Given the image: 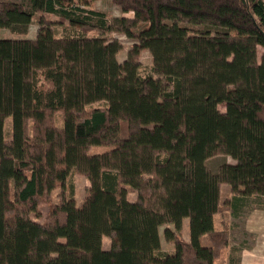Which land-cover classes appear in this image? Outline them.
<instances>
[{"label": "trees", "instance_id": "16d2710c", "mask_svg": "<svg viewBox=\"0 0 264 264\" xmlns=\"http://www.w3.org/2000/svg\"><path fill=\"white\" fill-rule=\"evenodd\" d=\"M29 1L0 0V31L22 34L0 36V264H215L223 247L240 264L246 246L214 217L264 208L252 206L264 199V0H112L131 22L88 0ZM37 10L67 31L25 36ZM90 25L134 39L128 57L118 39L76 32ZM143 49L158 76L140 73ZM215 155L233 160L212 169ZM73 171L90 181L81 203L65 194Z\"/></svg>", "mask_w": 264, "mask_h": 264}, {"label": "rangeland", "instance_id": "374dc122", "mask_svg": "<svg viewBox=\"0 0 264 264\" xmlns=\"http://www.w3.org/2000/svg\"><path fill=\"white\" fill-rule=\"evenodd\" d=\"M22 1V0H17ZM27 8L31 9V4L29 0H23ZM88 6L90 8L98 9L100 11H103L107 14L109 18L112 16H119V15H125L128 22L136 20L135 14L133 11L123 12L122 9L115 4L112 0H88ZM138 20V19H137ZM43 23V24H42ZM96 23V19L92 21V24ZM68 24L67 21L63 20L59 14L56 13H49L44 12L42 10H37L34 13L32 22L30 24L29 32L25 35L27 37L35 38L37 36L38 29L42 26H49L50 29L54 32V34L60 36L63 35L67 30L65 29V25ZM76 32L80 30H86L89 35H102L109 39H118L122 42L123 48L118 53V57L121 61H123L125 58L128 57L131 49L132 44L134 42V39L127 36L122 31H119L117 29L113 30H105L98 26L90 25L88 27L85 26H77ZM19 33L12 32L9 28H2L0 31V36L3 37H20ZM260 52H263V47H260ZM133 58L139 63V71L143 75L147 74H153L155 76H158V74L154 71L153 68V57L149 50L143 49L139 53L135 54ZM104 102H96L94 105H103ZM220 108L222 110L225 109L223 105H220ZM56 121L58 124H61L63 121V115L61 112L56 113ZM6 135L9 136L11 134V117H8L6 119ZM113 132L115 135L118 133V127L114 126ZM110 146L108 145H93L91 147L92 152H101L106 149H108ZM225 155H215L207 160L208 165L212 169H216L220 163L224 160H230L232 161L233 158L229 155H226L227 157L224 158ZM70 187H73L74 189V196L78 203H81L84 198L88 195L89 189H90V181L86 175L76 173L73 171L68 180H67V186H66V192L65 194L69 195ZM59 190H55L53 193V200L59 201L58 197ZM135 191H131L130 195L134 196ZM232 194L231 186L229 183H222L221 186V204L223 206H226L229 202V198ZM264 204V199L259 201H253L252 206L255 204ZM255 209V207L249 208V206L245 210H249L247 212H243L242 214H239V216H234L231 212V210L224 209L218 213H216L214 217V225L215 228H224L227 227L228 231L230 233V245L236 244V245H243L246 246V248L252 247L258 240L259 235L256 231L248 230L246 227V220L247 217L252 213V211ZM264 209V208H262ZM190 218L184 217L181 223V233L186 238H190ZM172 227L175 228L174 223H167L160 227V235H161V246L164 251H171L174 248L173 242L168 240L164 234V230L166 227ZM112 238L110 236H104L103 237V244L104 246H110L112 244ZM201 242L204 245H210L209 237L207 234H203L201 236ZM229 254H230V248L223 247L221 250V253L218 255V257L214 260L215 264H229Z\"/></svg>", "mask_w": 264, "mask_h": 264}, {"label": "crops", "instance_id": "0c3cea01", "mask_svg": "<svg viewBox=\"0 0 264 264\" xmlns=\"http://www.w3.org/2000/svg\"><path fill=\"white\" fill-rule=\"evenodd\" d=\"M246 227L258 232L259 238L252 247H244L240 264H264V209L255 207L247 217Z\"/></svg>", "mask_w": 264, "mask_h": 264}]
</instances>
